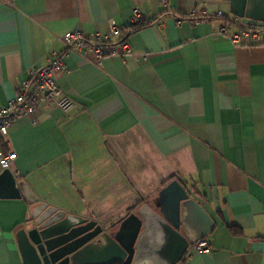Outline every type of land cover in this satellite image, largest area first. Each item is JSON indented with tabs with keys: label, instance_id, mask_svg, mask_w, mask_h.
<instances>
[{
	"label": "crops",
	"instance_id": "1",
	"mask_svg": "<svg viewBox=\"0 0 264 264\" xmlns=\"http://www.w3.org/2000/svg\"><path fill=\"white\" fill-rule=\"evenodd\" d=\"M192 9L260 23L218 0H0V107L63 53L57 82L74 101L67 113L43 105L36 125L15 121L12 172L38 205L106 228L155 203L174 177L195 186L215 223L212 253L177 264H264V49L221 35L224 19L193 23ZM136 13L156 22L128 34L131 54L67 51L75 30L118 43L113 28ZM34 208L0 198V264H23L16 235Z\"/></svg>",
	"mask_w": 264,
	"mask_h": 264
},
{
	"label": "water",
	"instance_id": "2",
	"mask_svg": "<svg viewBox=\"0 0 264 264\" xmlns=\"http://www.w3.org/2000/svg\"><path fill=\"white\" fill-rule=\"evenodd\" d=\"M217 1V0H210ZM230 13L264 23V0H218ZM35 205L31 224L17 232L23 264H177L197 241L209 237L215 223L178 180L118 225L98 222L38 205L25 183L11 169L0 174V198Z\"/></svg>",
	"mask_w": 264,
	"mask_h": 264
},
{
	"label": "built area",
	"instance_id": "3",
	"mask_svg": "<svg viewBox=\"0 0 264 264\" xmlns=\"http://www.w3.org/2000/svg\"><path fill=\"white\" fill-rule=\"evenodd\" d=\"M140 18L136 13L135 19ZM193 23H206L214 18L224 19L226 23L219 29V33L228 37L232 43L241 46H259L264 49V23H253L242 26L238 19H228L222 11L211 15L205 10L192 9L185 17ZM180 23V22H179ZM231 25L236 27L234 32H230ZM113 35L120 34L118 27L112 30ZM110 36L95 35L93 38L97 42L111 40ZM67 51H77L86 53L92 51L99 58L102 56L100 47H94L88 41L91 37L82 34L80 31H70L65 35ZM122 56L131 54V48L124 43L120 46ZM117 51H114L112 56ZM64 55L54 57L45 67L34 68L29 72L17 89L15 97L5 106L0 107V166L2 169H11L17 159V153L6 151V140L9 136L10 128L15 121L21 117H27L29 121L36 125L39 122L38 114L43 105H50L53 108L67 113L73 106L74 101L62 90L57 82V76L66 69ZM17 175V172H16ZM194 254L209 255L213 251V246L207 238L197 241L191 246L188 252Z\"/></svg>",
	"mask_w": 264,
	"mask_h": 264
},
{
	"label": "trees",
	"instance_id": "4",
	"mask_svg": "<svg viewBox=\"0 0 264 264\" xmlns=\"http://www.w3.org/2000/svg\"><path fill=\"white\" fill-rule=\"evenodd\" d=\"M155 19H143V18H138L136 19L129 27L127 28H119L120 30V35H121V38L119 40L118 43H113L111 40L109 41H104V42H97L95 38L91 37L88 41L89 44L93 45L94 47H100L101 48V51H102V56L101 58H104V57H111L113 52L117 50L118 47H120L122 44L126 43L128 40L127 36L129 33H135V32H138L139 30L143 29V28H146V27H150L151 25H153L155 23ZM62 55H65V53H63ZM6 151L7 148L5 149ZM175 180V178L173 177L172 179H170L168 181L171 182ZM180 181L190 192L192 195H194L196 193V190H195V186H191L189 183L187 182H183L181 180H178ZM136 208H132L129 210V213H133L135 212ZM118 264H121V263H118Z\"/></svg>",
	"mask_w": 264,
	"mask_h": 264
}]
</instances>
